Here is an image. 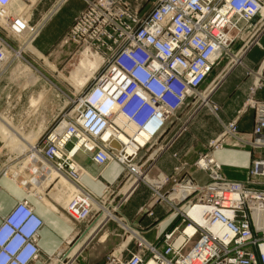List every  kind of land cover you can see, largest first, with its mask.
<instances>
[{"label": "built area", "instance_id": "built-area-1", "mask_svg": "<svg viewBox=\"0 0 264 264\" xmlns=\"http://www.w3.org/2000/svg\"><path fill=\"white\" fill-rule=\"evenodd\" d=\"M11 1L0 0V12ZM84 1L62 43L98 55L101 63L76 95L67 96L68 107L60 112L56 124L36 139L22 160L8 161L4 172L7 176L18 165L20 178L27 185L32 182L35 192L42 190L47 174L74 184L79 194L61 206L73 233L55 254L43 255L38 246L43 221L28 201H18L0 221V264H80L79 258H84L93 239L78 254L72 251L105 214L108 218L100 229L117 220L130 237L101 264H264V157L252 161L246 178L238 181L223 175L213 155L230 143L264 151V101L255 97L264 85L260 67L248 70L255 77L244 104L255 111L249 136L240 134L238 120L233 119L223 124L193 162L209 181L197 183L184 162L172 174L158 172L148 180L152 204H166V217L156 225L155 239L162 242V248L148 241L142 228L131 224L118 207L107 209L106 202L113 195L109 186L97 195L82 183L81 176L87 171L76 158L84 154L101 168L97 174L87 173L97 180L111 163L129 167L133 160L143 158V150L151 149L149 166L144 169L147 174L195 113L210 106L209 98L228 74L260 45L264 0H154L144 14L127 0ZM0 22L11 25L17 35L29 31L30 36L23 39L31 38V42L43 26L30 30L27 17L12 13ZM12 51L0 37V68ZM216 67L223 68L212 77ZM188 107L194 109L191 115L166 139L173 120ZM143 133L147 136L140 143L136 138ZM113 139L119 149L109 146ZM127 145L135 150L126 156ZM2 190L0 183V194ZM175 192L177 197H172ZM150 210V206L141 207L140 212ZM174 217L179 223L160 237L159 227ZM74 222L84 224L83 230L74 227Z\"/></svg>", "mask_w": 264, "mask_h": 264}, {"label": "rangeland", "instance_id": "rangeland-1", "mask_svg": "<svg viewBox=\"0 0 264 264\" xmlns=\"http://www.w3.org/2000/svg\"><path fill=\"white\" fill-rule=\"evenodd\" d=\"M62 1L63 0H12L6 6L4 13L0 12V19H5L6 16L11 13L22 16V18L27 17V25L30 30L34 29L37 25L39 26L45 20L39 34L32 40V42L29 41L28 44L27 41L30 38L23 39V37L30 36L31 33H29V31L28 35L27 33L17 35L11 25L0 22V37H2L13 49L8 61L0 68V183L5 177H11L15 181L20 179L21 170H18V165L13 167L16 174L12 175L13 172L10 170V172H8L9 175L4 176L5 170L7 171L8 161L17 162L22 160V158L27 155L24 152L29 151V148L33 145L36 139L41 134H46V132L56 124L58 121L57 119L60 117V112L64 111L67 106V96L76 95L78 93L79 88H76L73 82L75 83L74 78L77 79L79 77L78 73L82 69L78 67V62L80 58H82V52L74 44L64 45L62 43V37L72 24L76 15L84 8L85 1L84 4L82 0H70L68 3H66L67 0L64 3ZM127 1L134 9H138L140 14L146 13L154 2V0ZM56 6L58 7L55 10ZM46 35H48L49 38L43 42V36ZM22 42L25 46H23ZM261 63L262 60L259 65H261ZM241 65H239V69L242 67ZM222 68L216 67L212 77L217 75ZM243 73L246 76L251 75L247 70L243 71ZM210 79L208 81H210ZM254 81L255 77L252 74L248 86L249 95L254 86ZM214 93L209 98L210 106H202L188 122L185 130L178 138H181L184 134L189 132L191 124L203 112H206L205 119L207 118V120H210L212 117L218 118L221 107L220 104L214 100ZM206 97H208V95ZM31 99H37V103L32 105L30 102ZM248 99L249 96L246 98L245 102H247ZM245 102L240 103L239 106H237L234 119H239L245 112L252 111L254 125L255 111L250 107H244ZM201 103L200 100L197 101L198 105ZM213 106H216L217 108L214 110ZM193 110V107H188L185 111L177 115V118H175L171 124V129L166 139L183 124ZM52 113H54V115L51 118L49 114ZM7 126L9 129H6ZM200 132L202 135L206 134L203 130H200ZM232 147L250 148L251 164L249 169L252 168V161L258 157H264L263 150L253 149L248 145L236 144ZM170 150L168 152H172ZM151 151V149L143 150V158L139 162L133 160L129 163V167L120 163L124 168V174L121 180L114 186L107 185L113 191V195L110 199L114 197V201L110 202V199H108L106 207L107 209L111 206L118 207L119 212L122 215L123 209L129 203L130 199L133 198V196H136L135 194L137 190L140 189L142 191V196L145 199L143 205L135 210L133 218L124 217L131 224L137 225L138 228H142L143 234L144 230L147 229V226L141 223V219L143 217L153 218L155 214L153 211L154 206H160L165 214L162 218L156 220V222L152 224L153 229L156 230L157 223L166 217V204H163V202L152 204V189L150 184H148V180L151 181L159 172L157 162L147 174L144 173V169L146 170L150 163L147 157H149ZM141 164L143 167L140 166ZM130 175L132 177L125 182ZM46 177L47 181L44 183V187L41 191L39 189L38 191L36 190L37 192L33 194V197L37 198L39 201H44V199L49 200L54 206L53 209H57L58 213L62 212L65 216V212L61 207L62 205L60 202L54 200L50 196L51 190L57 185L59 179L53 178L50 174H47ZM9 187H11V185H8V188ZM25 187L31 190L35 188V185L31 182L28 185L26 184ZM36 193L40 196L36 195ZM100 194H102V192ZM123 198L126 199L122 201ZM68 200L69 199H67L64 207H66ZM149 206L151 209L150 211L152 212L151 215L149 214L150 211H144L143 213L140 212L141 207L146 208ZM107 218L108 215L105 214L103 219H101V222L92 229V233L89 232L84 238V241L86 242L87 240L88 242L92 239L93 240L83 253L84 258H79L80 264H85L89 254H93L95 259H101L102 263L108 254L115 251L121 244L127 242L130 237V234L123 231L121 228L122 225L120 227V223L117 220L108 222L102 229H100ZM176 218L178 219V217ZM134 219L137 220L134 221ZM178 223L179 219L177 224ZM69 226L72 229L73 226ZM74 227L83 230L84 224L75 223ZM104 233H106V235H104ZM131 245H134L133 241L131 242Z\"/></svg>", "mask_w": 264, "mask_h": 264}, {"label": "crops", "instance_id": "crops-1", "mask_svg": "<svg viewBox=\"0 0 264 264\" xmlns=\"http://www.w3.org/2000/svg\"><path fill=\"white\" fill-rule=\"evenodd\" d=\"M65 1L66 0H63L62 2L64 3ZM69 1L70 0H67L66 3ZM82 2L84 4V0H82ZM57 7L58 6L55 7V10ZM44 22L45 20L37 29H40ZM48 38V35L43 36V42ZM29 41H31V38L27 41V44ZM261 60L262 63L259 65ZM241 66L240 69V66H238L232 70L214 93V100L220 104L221 107L218 118L212 117L210 120H207V118L205 119L206 112L200 114V116H198L191 124L189 132L175 141L170 150L172 152L164 154L157 161L159 172L172 174L174 167L178 166L181 162H184L186 163L185 170L197 183L204 184L209 181L208 175L203 171L196 170L193 166V162L207 149L208 140L221 132L223 124L234 119L237 106H239L240 103H244L249 96L248 86L252 74L246 76L243 71L256 70L259 66L264 67V35L261 38L260 45L254 47L246 55ZM255 97L258 100L264 101V86L256 91ZM206 98L205 102L208 100ZM30 102L34 105L37 103V99H31ZM49 115L52 118L54 113ZM253 117V112L247 111L241 118L237 119L239 131L243 137H248L251 133L253 128ZM6 129H9V127L7 126ZM200 130H203L206 134L202 135ZM173 153H177V157H173ZM213 155L222 165V173L225 177L238 181H243L246 178L251 164V150L249 147H232L230 143L222 149L214 151ZM30 157L33 158V155ZM76 158L87 173L97 174L101 170L98 165L92 162L90 158L84 154L79 153ZM13 170L14 169H11L12 172H14ZM87 173H84L81 176L82 183L94 193L100 194L107 185L114 186L121 180L124 174V168L120 163L113 162L102 171L97 180H92ZM1 184L3 190L0 194V221L6 214H8L16 202L23 200L28 201V203L34 208L35 213L43 221L38 236V246L40 251L46 256L55 254L73 233L64 214L62 212L58 213L57 209L54 210V206L49 200L43 198L44 201H39L37 198H34L33 194L35 193V188L31 190L27 189L24 185L26 183L23 178L15 181L11 177H5L1 180ZM8 185H11V187L8 188ZM77 193L79 194V191L74 184L64 178H60L57 185L51 190L50 196L64 206L67 199ZM135 195L136 196H133V198L130 199L129 203L122 211L123 216L127 218H133L135 210L145 202L140 189L137 190ZM174 196H176V192L172 195V197ZM153 211L155 213L153 218L143 217L141 219V223L147 226V229L144 230V236L148 241L157 244L159 248H162V242H158L155 239L156 230L153 229L152 224H154L156 220L162 218L165 212L158 205L154 206ZM135 220L137 219H134V221ZM177 222L178 219L174 217L162 224L158 229L160 237H162L165 232L169 231L172 226L177 224ZM104 235H106V233H104ZM85 264H101V259H95L93 254H89Z\"/></svg>", "mask_w": 264, "mask_h": 264}, {"label": "bare ground", "instance_id": "bare-ground-1", "mask_svg": "<svg viewBox=\"0 0 264 264\" xmlns=\"http://www.w3.org/2000/svg\"><path fill=\"white\" fill-rule=\"evenodd\" d=\"M83 58V59H82ZM82 58H80L79 62H78V67L82 68L80 70V72L78 73V78H74V81L75 83L73 82L74 86L76 88H80L82 87L88 80L89 78L92 77V75L94 74V72L97 70V68L99 67L100 63H101V59L98 55L96 54H90V53H87V52H83L82 53ZM261 70H264V67H260ZM84 75V76H82ZM81 77V78H80ZM80 79V80H79ZM257 80V79H256ZM208 99V98H206ZM117 122H120V120H117ZM107 134H110V130L107 131L106 135ZM146 134H141L139 136H137V140L140 142V143H143L145 138H146ZM115 140V139H113ZM122 140L123 141H127L126 138L122 137ZM117 141V140H115ZM135 148L132 146V145H127L126 147V156L129 155V154H132L134 152ZM78 156V155H77ZM217 160V159H216ZM109 166V165H108ZM92 231V230H91ZM90 231V232H91ZM92 233V232H91ZM89 239V238H88ZM88 242V240H87ZM86 241H82V244L80 246H78V248H75L72 253L73 255H76L78 254L82 248H84L85 244L87 243ZM179 242V241H178Z\"/></svg>", "mask_w": 264, "mask_h": 264}, {"label": "water", "instance_id": "water-1", "mask_svg": "<svg viewBox=\"0 0 264 264\" xmlns=\"http://www.w3.org/2000/svg\"><path fill=\"white\" fill-rule=\"evenodd\" d=\"M109 146H110V147H113V148H116V149H119V148H120L118 142L115 141V140H112V141L110 142Z\"/></svg>", "mask_w": 264, "mask_h": 264}]
</instances>
